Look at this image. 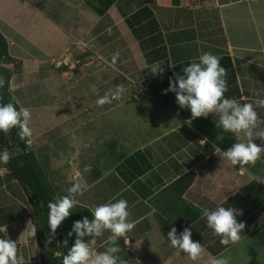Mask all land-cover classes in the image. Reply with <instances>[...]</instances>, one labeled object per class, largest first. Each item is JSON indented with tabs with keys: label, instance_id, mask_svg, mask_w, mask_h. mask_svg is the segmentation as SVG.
Returning <instances> with one entry per match:
<instances>
[{
	"label": "crops",
	"instance_id": "crops-1",
	"mask_svg": "<svg viewBox=\"0 0 264 264\" xmlns=\"http://www.w3.org/2000/svg\"><path fill=\"white\" fill-rule=\"evenodd\" d=\"M0 32L19 66L9 91L32 112L28 149L56 175L48 180L65 195L72 183H86L75 198L90 211L113 197L128 201L135 228L118 241L121 257L129 264H206L223 253L230 264H264L255 235L264 227V155L231 166L217 147L227 150L233 134L217 128L212 114L189 125L190 110L163 92L169 77L211 52L227 70L225 96L257 98L264 91V0H115L102 14L85 0H0ZM154 63H163L162 74L150 73ZM118 86L125 90L119 99L96 104ZM187 173L192 181L180 193ZM220 204L246 222L235 245H222L203 217L205 207ZM31 214L22 184L0 164V237L18 240L24 264H41L36 237L28 236ZM172 226L192 228L205 255L192 261L172 248ZM109 235L95 238V251Z\"/></svg>",
	"mask_w": 264,
	"mask_h": 264
},
{
	"label": "clouds",
	"instance_id": "clouds-1",
	"mask_svg": "<svg viewBox=\"0 0 264 264\" xmlns=\"http://www.w3.org/2000/svg\"><path fill=\"white\" fill-rule=\"evenodd\" d=\"M118 58L117 51L112 55L110 63L115 65ZM220 61L219 55L203 52L197 60L186 64L181 73H175L174 79L169 77V86L163 92H173L180 108L190 110L191 116L187 120L189 125L198 117H208L209 114L215 116L216 127L225 133H232L235 137V143L227 150L217 147L219 156L230 162L231 166L239 165L240 169L255 164L257 159L264 155V143L258 142L264 141V120L259 117L257 111L258 108H264V91H258L255 94L257 98L251 100L225 96L228 91L227 70ZM162 65L163 63H154L150 73L162 74ZM3 85L4 79L0 76V87ZM124 91L120 86L115 90H108L98 96L96 104H111L113 100L119 99ZM31 119L32 112L29 108L18 107L11 101L5 103L0 99V132L8 134L9 130L15 127L19 129L20 139L31 143ZM11 158L7 148L0 149V164L6 165ZM87 188L86 183L74 182L68 187L67 195L49 201V242L62 221L75 212L74 209L80 203L75 197L83 194ZM202 213L206 218L207 227L212 230L213 235L220 237L222 245H235L241 240V230L246 227V222L238 219L240 212L231 204H220L215 208L205 207ZM91 216V219L85 216L81 220L73 221L67 237L74 235L75 240L67 254L63 255L62 264H129L128 260L119 255L121 247L118 243L121 237H126L135 228V221L130 219L128 201L113 197L109 202L96 205L91 210ZM106 231L110 235L103 244L104 250L97 252L93 247L95 238L103 236ZM35 233L33 228L28 232V236L34 237ZM85 237L91 238L85 240ZM167 238L172 248L183 252L192 261L205 255L206 249L200 241L192 239L190 227H183L178 232L177 227L172 226L167 232ZM125 242L128 244L129 240ZM64 243L66 245L67 240ZM0 264H24V257L19 253L18 240H12L8 235L0 237ZM206 264H230V258L223 253L209 255Z\"/></svg>",
	"mask_w": 264,
	"mask_h": 264
},
{
	"label": "trees",
	"instance_id": "trees-1",
	"mask_svg": "<svg viewBox=\"0 0 264 264\" xmlns=\"http://www.w3.org/2000/svg\"><path fill=\"white\" fill-rule=\"evenodd\" d=\"M115 0H85L86 4L91 7L96 13L102 14L104 10ZM127 22L128 19H127ZM8 52V44L2 33L0 32V76L4 79L3 87H0V99L3 102H13L18 106L9 91V81L13 70H18V63L13 62ZM14 63L13 68H9L5 64ZM4 65L5 67H2ZM19 107V106H18ZM14 143H11L8 135L0 132V149L14 148L16 152L11 156V160L6 164L10 174L17 179L23 186L27 198L30 202L32 214L31 219L36 230L35 237L38 243L41 264H62L63 250L59 248L58 233L59 228L70 229L73 221L81 220L87 216L92 218L91 211L82 205H78L75 212L62 221V226H58L56 234L51 238V233L48 227V203L56 199L55 189L48 179L43 175L41 168L35 159L34 153L28 149V143L21 140L18 131L13 128L10 130ZM192 174L187 173L181 177L183 183L181 185L180 193L192 181ZM46 232L47 239L42 238V233ZM75 236L69 239V248L74 243Z\"/></svg>",
	"mask_w": 264,
	"mask_h": 264
},
{
	"label": "rangeland",
	"instance_id": "rangeland-1",
	"mask_svg": "<svg viewBox=\"0 0 264 264\" xmlns=\"http://www.w3.org/2000/svg\"><path fill=\"white\" fill-rule=\"evenodd\" d=\"M105 10H106V9H105ZM105 10H104V11H105ZM2 67H5V66L2 65ZM75 91H77V90H75ZM60 103H61V101H60V100H57V101H55L53 104H54V105H59ZM65 104H66L65 100H63L62 106H64ZM77 104H78V103H77ZM65 107L67 108V106H65ZM257 111H258V115H259V117H260L262 120H264V108H258ZM91 135H92V136H95V135H97V133H92ZM60 142H61V144H64V143H65V139L62 138V141L60 140ZM258 142L264 143V141H258ZM3 149H4V148H3ZM7 149H8V151H9V153H10L11 156L16 152V149H14V148H9V147H7ZM94 150L98 151V149H96V148H94ZM118 157H124V154L121 152L120 156H118ZM109 159L112 160V159H113V156H110ZM91 160H93V158H91ZM41 163H42V165H41V171H42L43 175H44L47 179H54L56 175H55L53 172L50 171V169H49L48 166L44 165L43 162H41ZM48 181H49V180H48ZM49 182H50V181H49ZM50 183H51V182H50ZM51 184H52V183H51ZM52 186H54V184H52ZM54 188H55L56 199H58L59 197L65 195L64 193L62 194V192H61L62 190H61V191L57 190V189H59V187H58L57 185H55ZM29 203H30V202H29ZM31 210H32V209H31ZM253 234H254V233H253ZM255 235H256L257 237H259V241H260L261 243H263V247H264V227L261 228V229H257V230L255 231ZM42 238L47 239L46 232H43V233H42ZM85 238H86V237H85ZM85 238H84V239H85Z\"/></svg>",
	"mask_w": 264,
	"mask_h": 264
},
{
	"label": "water",
	"instance_id": "water-1",
	"mask_svg": "<svg viewBox=\"0 0 264 264\" xmlns=\"http://www.w3.org/2000/svg\"><path fill=\"white\" fill-rule=\"evenodd\" d=\"M8 135V138L10 140L11 143H14V138H13V135L11 133V131L9 130V133L7 134ZM59 226H62V223L59 225ZM70 229H66V231L68 232ZM65 235V234H64ZM63 235V236H64ZM67 235V234H66ZM64 236L63 240L60 241L59 237H58V244H59V248H61L63 250V253L66 254L68 252V249H69V239L70 237H67V236ZM67 240V244L65 245L64 241Z\"/></svg>",
	"mask_w": 264,
	"mask_h": 264
},
{
	"label": "flooded vegetation",
	"instance_id": "flooded-vegetation-1",
	"mask_svg": "<svg viewBox=\"0 0 264 264\" xmlns=\"http://www.w3.org/2000/svg\"><path fill=\"white\" fill-rule=\"evenodd\" d=\"M67 234V231L65 230V229H61V228H59V233H58V237H59V239H60V241H62L63 240V238H64V236ZM64 235V236H63ZM67 236V235H66Z\"/></svg>",
	"mask_w": 264,
	"mask_h": 264
}]
</instances>
